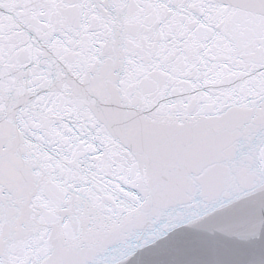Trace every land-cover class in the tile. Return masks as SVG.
Segmentation results:
<instances>
[{"label": "snow or ice", "instance_id": "6c2138e0", "mask_svg": "<svg viewBox=\"0 0 264 264\" xmlns=\"http://www.w3.org/2000/svg\"><path fill=\"white\" fill-rule=\"evenodd\" d=\"M0 264H264V0H0Z\"/></svg>", "mask_w": 264, "mask_h": 264}]
</instances>
